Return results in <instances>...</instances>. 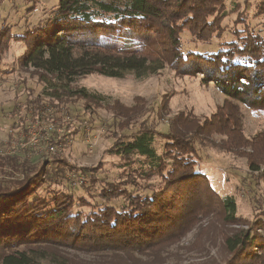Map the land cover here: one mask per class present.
<instances>
[{"label":"trees","instance_id":"16d2710c","mask_svg":"<svg viewBox=\"0 0 264 264\" xmlns=\"http://www.w3.org/2000/svg\"><path fill=\"white\" fill-rule=\"evenodd\" d=\"M226 1L58 0L25 34L0 27V62L16 42L25 47L22 60L38 54L40 69L70 81L89 75L117 79L127 70L143 79L168 67L178 76H199L225 96L209 117L179 112L166 131L138 122L141 99L130 107L117 100L107 105L116 129L105 153L119 159L123 179L117 182L96 180L93 168L57 156L51 171L49 162L32 166L0 155V248L7 251L2 264H80L68 251L157 257L192 232L197 244L203 235L220 236L222 264H264V212L252 219L238 215L235 198L212 188L197 157L196 144L212 142L244 158L264 180V130L246 137L240 108L264 110V38L238 14L229 29L232 40L219 42L216 51L184 52L181 46L183 33L201 43L220 39L227 30ZM255 15L264 16V0ZM77 93L87 109L88 103L102 104L101 96ZM32 95L27 102L42 107ZM132 124L137 129L125 134ZM77 172L99 184L96 195L87 189L86 197H76L53 188L65 173ZM119 199V208L108 204Z\"/></svg>","mask_w":264,"mask_h":264},{"label":"rangeland","instance_id":"374dc122","mask_svg":"<svg viewBox=\"0 0 264 264\" xmlns=\"http://www.w3.org/2000/svg\"><path fill=\"white\" fill-rule=\"evenodd\" d=\"M260 1L227 0L228 14L223 22L227 30L222 37L201 43L183 33L182 50L199 53L216 51L219 42L232 40L229 29L238 14H243L254 32L264 38V16L255 15ZM57 2L5 0L0 3V27H6L14 34H25L49 16ZM24 52L22 44L12 42L0 62V155L27 160L32 166L49 162L47 168L51 171L55 170L51 161L57 156L67 160L71 166L93 168L92 175L96 180L117 182L123 179L118 157L105 153L113 142L111 132L116 129L106 107L115 100L128 107L135 104L136 98L143 100L138 122H154L158 131H166L168 120L179 112H191L201 119L209 117L225 100L212 83L204 85L199 76H178L168 67L143 79H136L134 73L127 70L117 79L89 75L75 76L70 81L61 74L52 75L40 69L38 54L33 59L22 60ZM77 92L101 96L102 104L94 106L88 103L90 107L87 109L86 102L78 97ZM29 93L33 94L31 98L34 100L38 96L43 106L37 108L36 104L27 102ZM240 108L246 137L264 130V110L254 111L242 104ZM49 125L53 126L52 130H48ZM132 125L130 129H125V134L137 129L136 125ZM38 129L39 143L22 146L30 133ZM219 140L220 137H214L215 142ZM50 146L55 147L54 153L48 150ZM196 148L199 165L212 188L221 196L232 195L235 198L238 215L252 219L255 213L264 212V180L249 171L244 158L223 152L212 142L197 143ZM52 186L76 197H86L87 189L93 195L99 190V184L91 185L89 177L80 172L65 173ZM108 204L119 208L123 201L119 199ZM260 218L264 221V216ZM5 253L7 251L0 248V264ZM66 254L80 264H222L226 258L219 235H203L200 244H197L194 232L157 257L136 253L131 256L122 253L120 257H115L112 252L68 251ZM44 263L28 260V264Z\"/></svg>","mask_w":264,"mask_h":264},{"label":"built area","instance_id":"2783aa9c","mask_svg":"<svg viewBox=\"0 0 264 264\" xmlns=\"http://www.w3.org/2000/svg\"><path fill=\"white\" fill-rule=\"evenodd\" d=\"M52 129H53V126L49 125L48 126V130H52ZM38 132H40V129L35 130V132L30 133V135H29V137L27 139V142L23 143L22 146H26L27 143H29L30 145H33V146L36 145L37 143H39L38 140L40 141V138H39V133ZM48 150L50 152L54 153L55 152V147L54 146H50L48 148Z\"/></svg>","mask_w":264,"mask_h":264}]
</instances>
